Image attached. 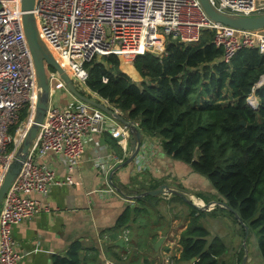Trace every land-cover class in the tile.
Listing matches in <instances>:
<instances>
[{
    "label": "built area",
    "instance_id": "built-area-1",
    "mask_svg": "<svg viewBox=\"0 0 264 264\" xmlns=\"http://www.w3.org/2000/svg\"><path fill=\"white\" fill-rule=\"evenodd\" d=\"M209 2L225 14H264V0ZM22 14L21 0H0V182L29 127L37 98ZM33 14L41 40L75 85L85 83V65L93 59L111 54L130 58L146 52L162 55L167 40L194 44L205 30L213 32V44L222 50L224 64L243 49L264 54V29L241 30L218 24L206 15L198 0H35ZM47 77L51 94L66 90L56 71L48 72ZM263 83L264 76L256 86ZM23 109L28 112L27 123L24 120L18 125ZM131 124L140 130L137 122ZM13 126L17 128L11 136ZM107 131L115 140L122 137L116 141L119 146L124 147L122 141L129 139L126 126L90 104L76 99L75 104L63 108L49 105L28 156L0 205V264H19L13 227L47 210L31 195L45 196L53 186L73 184L72 173L82 161L86 144ZM47 154L64 162L61 180L52 168L39 162ZM121 162L116 158L114 165ZM134 162L143 169L138 154ZM105 191L112 193L114 189ZM176 259L168 257L164 264H176Z\"/></svg>",
    "mask_w": 264,
    "mask_h": 264
},
{
    "label": "trees",
    "instance_id": "trees-1",
    "mask_svg": "<svg viewBox=\"0 0 264 264\" xmlns=\"http://www.w3.org/2000/svg\"><path fill=\"white\" fill-rule=\"evenodd\" d=\"M213 35L205 30L194 44L167 40L162 55L136 56L132 65L142 78L138 83L132 80L139 76L126 54L122 57L130 63L124 66L122 61L121 66L129 76L120 70L116 55L93 59L85 65L84 86L126 120L137 122L144 136L157 137L168 156L208 179L221 204L235 211L255 235L264 259V83L256 86L264 76V54L243 49L224 64ZM252 94L258 99L255 107L246 101ZM27 116L23 109L18 125ZM16 128L11 127L9 135ZM112 146L118 148L116 142ZM118 158L124 161L125 154L119 152ZM157 186L153 183L142 193ZM142 198H135L139 207L134 211L147 213ZM191 208L194 213L180 235L175 263L224 264L226 246L218 237L208 240L209 232L199 222L202 212ZM130 218L126 208L110 232L113 239L129 226ZM80 249L73 244L66 257L56 258V264H86ZM116 255L114 259L120 260Z\"/></svg>",
    "mask_w": 264,
    "mask_h": 264
},
{
    "label": "crops",
    "instance_id": "crops-1",
    "mask_svg": "<svg viewBox=\"0 0 264 264\" xmlns=\"http://www.w3.org/2000/svg\"><path fill=\"white\" fill-rule=\"evenodd\" d=\"M60 90L63 89L57 91L60 93ZM102 101L111 108L105 100ZM75 103L76 99L65 90L49 105L63 108ZM119 114L125 118L124 114ZM113 142L116 140L108 131L93 136L85 146L81 163L72 173L73 184L53 186L45 196L31 195L47 210L13 227L12 236L21 255L19 264H56V258L66 257L73 244L80 245L79 254L86 264H107L109 261L112 264H164L168 257L179 256L180 235L194 213L192 208L185 210L181 202L202 212L199 222L209 232L208 240L218 237L226 246V252L221 256L224 264H264L255 235L249 232L243 246V226L221 204L220 196L208 179L193 172L188 164L168 156L158 138L144 136L138 153L139 159L143 160L141 170L134 160L114 170L118 153L128 156L130 145L129 139L122 141L124 147L116 143L119 150L116 152ZM39 162L52 168L57 179L63 178L65 165L61 157L47 154ZM153 183L167 184L187 194L156 196L152 201L160 206L155 211L159 219L146 224L150 229L144 232L145 226L140 230L135 228L143 221L141 213L135 212L134 208L139 207L136 200L139 193ZM110 187L114 191L106 192ZM200 193L204 194L203 197ZM162 205L167 208L163 209ZM202 205L209 207L199 208ZM126 208L130 210L131 223L117 231L118 236L113 239L110 232ZM223 210L235 222L230 223ZM120 239H123L121 246L118 244ZM115 253L121 256L120 260L114 259Z\"/></svg>",
    "mask_w": 264,
    "mask_h": 264
},
{
    "label": "water",
    "instance_id": "water-1",
    "mask_svg": "<svg viewBox=\"0 0 264 264\" xmlns=\"http://www.w3.org/2000/svg\"><path fill=\"white\" fill-rule=\"evenodd\" d=\"M198 1L202 9L206 13V15L211 20H213L218 24L226 25L241 30L264 29V14L256 15V16H238V15L225 14L218 11L214 6H212L209 0H198ZM34 4H35V0H21V10L23 12L22 27L35 68L37 98H36L32 120L29 124V127L27 128L21 140L20 146L16 150L13 159L8 165L7 170L2 178V181L0 182V205L10 184L17 177L23 162L27 158L32 142L38 133L39 125L42 124L44 117L46 115V111L49 107L52 94L50 92V85L47 77L46 68H51L52 70L58 73L66 91L70 95H72L75 99L100 109L101 111L115 118L119 123L127 127L129 131V145H130L129 154L123 162L117 164L114 167V170L123 168L124 166L131 163L138 154L142 142L144 140L143 133L140 130L134 128L131 122L123 118L118 112L114 111L113 108H109L108 106H106L101 99L92 98L90 96L82 94L80 90H78L77 85L73 83L69 75L60 67V65L54 59V57L52 56L46 45L41 40L38 34L36 21L33 14ZM134 59L135 57L131 59V63H133ZM241 124H244V122L241 121ZM120 139H122L121 136L117 138L116 141ZM166 193L175 194V195L177 194L181 196L182 194H187L186 191L171 188V186L167 184H160L156 188L140 194V196L138 197L139 198L145 196L156 197L158 195L166 194ZM188 201L191 202L190 200ZM191 203L193 205L195 204L193 202ZM222 205L228 211L232 212L237 218V220L240 222V224L243 226L244 228L243 246H245V241L249 234L248 226L240 220L238 214L235 211H233L227 204H222ZM208 207L209 206L207 205H202L199 208L207 209ZM122 241L123 239L119 240L118 242L119 246L122 245ZM193 261L194 259H191V262ZM243 261L245 262V260Z\"/></svg>",
    "mask_w": 264,
    "mask_h": 264
},
{
    "label": "rangeland",
    "instance_id": "rangeland-1",
    "mask_svg": "<svg viewBox=\"0 0 264 264\" xmlns=\"http://www.w3.org/2000/svg\"><path fill=\"white\" fill-rule=\"evenodd\" d=\"M102 57H105V56H102ZM102 57H100L99 58V60H102ZM118 58H119V68H120V70L122 71V72H124L125 74H127L124 70H123V68H122V61H123V64H124V66L125 65H128L130 62L127 60V57H122V59L120 58V56H118ZM132 59V58H131ZM132 64V63H131ZM134 67V66H133ZM51 70L49 69V68H46V72L48 73V72H50ZM137 72V71H136ZM137 74H138V78H132L131 76V78H132V80H134V81H136L137 83L138 82H140L141 80H142V78L140 77V75H139V73L137 72ZM128 75V74H127ZM129 76V75H128ZM85 84H81V85H77V88H78V90H80V91H83V93L85 94V95H88V96H90V97H92V98H99V97H97V95H95L94 93H91L85 86H84ZM60 91H62V92H60L59 93V91H57L56 92V94L53 96V97H51V99H50V101L52 102H54L55 101V99H57L60 95H61V93H63V91H65L64 89L63 90H60ZM251 96V95H250ZM253 98V99H252ZM229 101H232V100H229ZM247 103L250 105L251 104V106L252 105H254V106H256V104H257V98L254 96H252V97H248L247 98ZM104 102V101H103ZM25 123H27L26 122V120L24 121ZM109 138V137H108ZM155 139L157 138V137H154ZM109 140H110V138H109ZM116 152H119V150L116 148V150H115ZM207 180V179H206ZM202 196L204 195L203 193H200ZM175 200H177V199H175ZM178 201V200H177ZM142 202H144L145 204V206L147 207V213H144V211H142L141 212V215H140V219L143 221V223L140 225V226H138L137 225V227H135L137 230H140V228L141 227H143V226H145V229H144V232H148L149 231V229L150 228H147L146 227V224H150V223H154L155 221H156V219H159L158 217H157V214H156V210H159L160 208V206H158L157 204H155L153 201H152V198H146V197H144V198H142ZM160 203H164V202H160ZM181 204H183L184 205V209L185 210H188L189 208H191L190 207V205L189 204H187V203H184V202H181ZM162 207H163V209H166L167 208V206L166 205H162ZM149 208V209H148ZM223 213H225V214H227L228 216H229V218H230V223L231 222H235L234 220H233V217L227 212V211H225V210H223ZM151 232V231H150ZM118 250L119 251H123L122 250V248H118Z\"/></svg>",
    "mask_w": 264,
    "mask_h": 264
},
{
    "label": "bare ground",
    "instance_id": "bare-ground-1",
    "mask_svg": "<svg viewBox=\"0 0 264 264\" xmlns=\"http://www.w3.org/2000/svg\"><path fill=\"white\" fill-rule=\"evenodd\" d=\"M122 55H123V54H121L120 57H122ZM252 99H253V98H252ZM122 162H123V160H122ZM117 164H119V163H117ZM117 164H116V165H117ZM116 165H115V166H116ZM195 204H196V203H195Z\"/></svg>",
    "mask_w": 264,
    "mask_h": 264
}]
</instances>
